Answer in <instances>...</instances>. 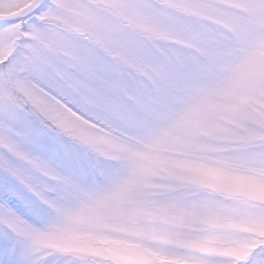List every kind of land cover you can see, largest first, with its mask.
Masks as SVG:
<instances>
[{
    "label": "snow or ice",
    "instance_id": "snow-or-ice-1",
    "mask_svg": "<svg viewBox=\"0 0 264 264\" xmlns=\"http://www.w3.org/2000/svg\"><path fill=\"white\" fill-rule=\"evenodd\" d=\"M0 264H264V0H0Z\"/></svg>",
    "mask_w": 264,
    "mask_h": 264
}]
</instances>
